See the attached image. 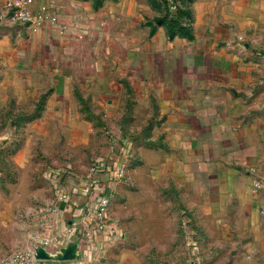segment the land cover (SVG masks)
<instances>
[{
	"label": "rangeland",
	"instance_id": "rangeland-1",
	"mask_svg": "<svg viewBox=\"0 0 264 264\" xmlns=\"http://www.w3.org/2000/svg\"><path fill=\"white\" fill-rule=\"evenodd\" d=\"M5 1L0 3V19L23 29L6 18ZM120 1L128 7L136 3L143 34H162L167 42H183L192 51L201 41L199 36L195 41L197 34L206 33L212 37L211 48L234 50L264 69V1L255 0L246 24L223 27L212 17L206 23L203 10L195 13L197 0L52 2L68 11L74 7L80 18L89 12L110 21L117 18ZM105 27L94 31L115 36L123 29L116 22ZM85 35L76 33L79 39ZM174 49H181V44ZM192 56L191 64L197 60ZM101 60L100 69L107 71L108 59ZM80 82L60 99L49 86L27 101L19 91L7 97L0 92V258L36 254L39 247L51 252L53 243L45 245L43 239L57 240L55 232L61 224L67 226L76 196L98 197L104 192L109 202L103 227L85 237L82 247H75L76 259L68 264H264V241L251 247L250 235L200 231L185 205L184 180L160 167L167 146L156 130L155 114L135 121L129 103L109 110L107 97L98 104L91 82L87 88ZM123 155V176L107 178L106 183L94 180V164L106 165ZM90 199L80 211L90 210L96 198ZM68 244L58 246L65 249Z\"/></svg>",
	"mask_w": 264,
	"mask_h": 264
},
{
	"label": "crops",
	"instance_id": "crops-1",
	"mask_svg": "<svg viewBox=\"0 0 264 264\" xmlns=\"http://www.w3.org/2000/svg\"><path fill=\"white\" fill-rule=\"evenodd\" d=\"M52 1L34 0L33 7L50 9L68 23L64 35L53 25L30 33L0 19V92L5 93L1 97L18 96L19 91L25 101L32 100L49 86L58 91L55 96L60 99L67 91L70 95L79 80L85 88L91 82L95 102L107 97L109 110L129 103L135 121L155 114L156 130L167 146L166 161L160 167L175 171L173 175L184 180L183 192L188 188L185 205L200 231L250 235L251 247L262 243L264 69L243 60L234 50L211 48L212 37L206 33L197 34L195 41L198 36L201 41L192 51L183 42H167L162 34H143L136 3L128 7L120 1L117 18L109 21L89 12L77 17L74 7L68 11ZM254 2L197 0L195 13L203 10L206 23L213 18L221 27L246 24L253 16ZM113 22L123 26L117 35L100 32ZM100 26L103 29L94 31ZM79 30L85 32L84 39L76 37ZM180 44L181 49H174ZM191 54L197 59L192 64ZM102 57L108 59L107 71L100 69ZM107 178L102 173L94 180L106 183ZM76 197L67 226L61 224L55 232L53 252L38 248L54 260L37 264L75 260L77 255L59 260L64 247L58 245L69 243L78 249L94 231L85 220L88 211L80 208L85 200L96 197L83 193Z\"/></svg>",
	"mask_w": 264,
	"mask_h": 264
},
{
	"label": "built area",
	"instance_id": "built-area-1",
	"mask_svg": "<svg viewBox=\"0 0 264 264\" xmlns=\"http://www.w3.org/2000/svg\"><path fill=\"white\" fill-rule=\"evenodd\" d=\"M33 4L34 0H6L3 4V10L8 21L22 25L30 33L38 32L45 24L55 26L59 35H64L69 30L68 25L61 22L55 12L43 7L34 8ZM250 170L253 171V169ZM124 172L125 155L106 165L94 164L92 166V173L95 176L103 173L108 178H116L123 176ZM108 202L109 199L104 192L101 196L96 197V200L90 206V210L85 213V220L89 223L88 228H91V230L97 228L96 230H98L103 227L104 223L101 222L106 217L105 209ZM43 240L46 245L53 242L54 238L46 236ZM46 260L50 259L37 258L35 253H16L1 257L0 264H37L38 261Z\"/></svg>",
	"mask_w": 264,
	"mask_h": 264
},
{
	"label": "water",
	"instance_id": "water-1",
	"mask_svg": "<svg viewBox=\"0 0 264 264\" xmlns=\"http://www.w3.org/2000/svg\"><path fill=\"white\" fill-rule=\"evenodd\" d=\"M41 249V247H39ZM74 249H75V245H68L64 251L62 252L61 257H58L59 260H71L75 257V253H74ZM36 257L37 258H41V259H53L52 257H48L47 255L41 253L38 251V249L36 250Z\"/></svg>",
	"mask_w": 264,
	"mask_h": 264
}]
</instances>
